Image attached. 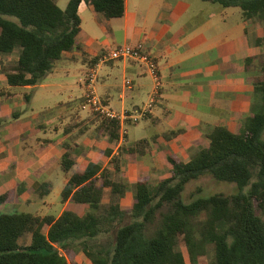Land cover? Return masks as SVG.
<instances>
[{"label": "crops", "instance_id": "obj_1", "mask_svg": "<svg viewBox=\"0 0 264 264\" xmlns=\"http://www.w3.org/2000/svg\"><path fill=\"white\" fill-rule=\"evenodd\" d=\"M192 4V0H146V4L140 5L134 0H124L123 15L106 18L98 15L90 3L81 1L75 46L63 52L41 83L10 86L1 72L0 194H8L9 200L0 206L22 204L26 208L0 212L57 217L64 210H72L83 215L89 210L87 204L70 198L62 201L60 197L73 172H82L93 163L100 165V169H110L123 180L130 177L132 183L147 177L152 187L153 176L158 182L171 174L167 156L188 161L192 146L208 145L205 134L214 125L224 124L238 132L227 123L214 122V118L233 119L242 113L246 116L252 113L257 94L249 78L258 71L256 56L264 44H256L255 38L262 36V30H258L252 19L245 20L241 9H232L222 16L223 30L210 36L208 31L218 27L213 23L215 16L237 6L218 4L196 20ZM124 44L139 46L155 59L160 85L147 117L138 122L127 120L124 127L119 124V137L111 141L105 130H98L99 116L82 107L84 88L79 77L89 67L96 66L95 90L103 103L117 112H132L143 106L155 88L145 65L132 58L99 61L106 49ZM211 51L222 68L217 66L215 77H206V72L192 67V58ZM14 60L13 63L17 55ZM195 72L202 77L196 78ZM63 91V95L43 104L40 111L34 110L36 94L56 95ZM26 94H31L29 102ZM247 95H251L252 101ZM13 112L18 113L16 117L12 116ZM158 124L165 125L159 134L129 138L130 126L138 125L141 135L149 125ZM122 128L126 130L124 135ZM171 130L178 132L166 138L165 133ZM140 139L148 140L144 152H128L126 147ZM67 148L74 157L69 170L61 164ZM113 161L119 167L117 172ZM164 162L169 164L168 172L161 174L156 165ZM52 194L60 202L54 213L57 200ZM124 199L129 201L123 203ZM132 200L133 194L129 196L127 190L121 204L128 209ZM82 205L87 207L84 209ZM59 250L68 261L92 264L80 252Z\"/></svg>", "mask_w": 264, "mask_h": 264}, {"label": "trees", "instance_id": "obj_2", "mask_svg": "<svg viewBox=\"0 0 264 264\" xmlns=\"http://www.w3.org/2000/svg\"><path fill=\"white\" fill-rule=\"evenodd\" d=\"M81 1L106 18L124 13V0H68L63 9L57 0H0V54L17 55L15 63L1 65L8 85L41 83L63 52L75 46ZM203 1L237 6L245 20L264 21V0ZM255 43L264 44V24ZM257 68L249 79L259 104L245 117L242 129L234 132L216 124L205 134L208 145L198 148L188 161L168 155L170 176L154 187L147 177L138 178L132 184L128 209L121 204L127 182L90 163L70 175L60 196L62 201L70 198L87 204L85 214L0 212V264H78L68 261L59 248L80 252L92 264H187L181 246L189 264H198L205 241L214 244L213 264H264V219L256 212L259 208L264 215V53ZM30 98L31 94L25 95L27 102ZM119 127L118 121L99 117L98 130H105L111 141L118 139ZM177 132L171 130L165 137ZM147 144V139H140L126 148L141 154ZM61 164L65 170L72 168L70 148ZM204 174L234 182L237 192L185 201V185ZM8 200V194H0V204Z\"/></svg>", "mask_w": 264, "mask_h": 264}, {"label": "rangeland", "instance_id": "obj_3", "mask_svg": "<svg viewBox=\"0 0 264 264\" xmlns=\"http://www.w3.org/2000/svg\"><path fill=\"white\" fill-rule=\"evenodd\" d=\"M135 2H137L140 5H144L146 4V0H134ZM67 0H57L58 5L62 8L65 7ZM192 13L195 16V19L198 20L200 17L205 16L206 14H208L211 10H214L215 7L218 6V4L216 3H211V2H207V1H203V0H192ZM232 9H240L239 7H235V8H229L228 10H224V12L219 13L218 15L215 16L213 23H216V25L218 26L217 28H215L214 30H210L208 31V35L212 36L213 33L212 32H221L222 26L224 23H222V16H224V14L227 12H231L233 11ZM198 12V15H197ZM253 23H255V26L258 28V30H262V26L264 24V21H260L258 19H252ZM257 30V31H258ZM212 34V35H211ZM251 45V43H250ZM259 50V54L256 56V62H259V59L261 58V56L264 53V45L260 46V48H258ZM215 52L211 51L207 54H202V55H198L196 57L192 58V67L196 66L199 67L201 72H206V77H211V76H216V72L218 71L216 68L217 66H219L218 68H222V65L217 63L215 60ZM16 57L15 53H10V54H0V67L1 65L4 64H11L13 63L15 60L14 58ZM216 69V70H215ZM199 70V69H196ZM254 73V71H252ZM195 77H202V75L198 72H195ZM1 70H0V82H1ZM15 89L18 90H22L20 87H15ZM65 91L62 92V94L57 93L56 95H42V94H36L34 102H33V106H34V110L35 111H40L41 106L43 104L46 103H50L52 102L54 99V96H60L63 95ZM249 97V100L252 101L251 99V95H247ZM257 100L252 102L253 104V108L255 106V108L257 109L256 105L258 106V102H259V95H257ZM21 108V107H20ZM255 110V109H254ZM246 115L245 113H242L241 115H239L238 117H234L233 119L230 116H218L214 118V122L217 121L219 123H227L229 124L232 128H235L236 131H240L243 127V122L245 119ZM95 118H98L95 116ZM212 126V125H211ZM165 127V125L162 124H158V125H149L148 127H146L145 129H143V131L141 132V135H138L139 133V128L138 125H133L129 127V138L130 139H134L137 138V136H146V137H152L155 134H159L161 133V131L163 130V128ZM208 128V127H207ZM198 149V147L192 146V153H190V155H192L196 150ZM168 165L167 163H160L157 164L156 167L158 168L159 173L161 174H166L168 172ZM131 173H129L130 175ZM134 176V174H133ZM130 177L126 176L125 180L128 184V192H129V196L130 193L133 194V183L129 180ZM152 187H154L157 184V177L153 176L152 181H151ZM237 186L234 182H229V181H221V180H217L214 177H212L210 174H204L199 176L196 179L191 180L190 182H188L185 185V188L183 190L182 193V198L185 201H189L193 198H196L198 196H208L211 194H223L226 196H229L231 194H234L237 192ZM51 197H55L57 200V203L55 204V206L52 209V212L54 213V209L58 208L60 205L59 202V197L52 194ZM129 200L124 199L123 203L128 202ZM26 208L25 205L22 204H18V205H2L0 206V210H13V211H18L22 208ZM81 207H87L82 205ZM32 212L33 208L31 209ZM29 210V211H31ZM166 207H164L162 209V211H165ZM256 212L264 219V215L261 212V210L259 208H256ZM202 217L205 216V213L203 212L201 214ZM151 229L153 228V225L150 226ZM182 250L184 257L186 259L187 264L190 263L189 258H188V253L187 250L184 246L178 247ZM213 255H214V244L210 241H205L202 245V251L200 253L199 259H198V264H213Z\"/></svg>", "mask_w": 264, "mask_h": 264}, {"label": "built area", "instance_id": "obj_4", "mask_svg": "<svg viewBox=\"0 0 264 264\" xmlns=\"http://www.w3.org/2000/svg\"><path fill=\"white\" fill-rule=\"evenodd\" d=\"M127 58H132L142 62L155 83V88L150 95L149 101L132 112H117L102 102L95 90V82L97 78L96 66L89 67L79 77V81L84 88L82 107L89 109L102 119L118 121L121 127L125 126L124 124L127 120L138 122L147 117L152 109L153 103L155 102L158 86L160 85V77L155 59L150 54L144 52L139 46L124 44L106 49L100 55L99 61L105 62ZM126 83L129 84V81ZM125 133L126 130L122 128V135Z\"/></svg>", "mask_w": 264, "mask_h": 264}]
</instances>
